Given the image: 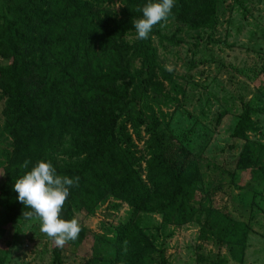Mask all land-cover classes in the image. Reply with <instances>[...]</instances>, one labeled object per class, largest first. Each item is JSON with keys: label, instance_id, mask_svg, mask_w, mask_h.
Listing matches in <instances>:
<instances>
[{"label": "trees", "instance_id": "obj_1", "mask_svg": "<svg viewBox=\"0 0 264 264\" xmlns=\"http://www.w3.org/2000/svg\"><path fill=\"white\" fill-rule=\"evenodd\" d=\"M106 1L113 0H0L4 209L12 218H23L22 212L31 210L18 201L14 182L38 161H50L58 175L79 177L78 187L69 190L61 218L72 219L73 210L89 208L105 196L127 204L128 217L116 226L113 240L118 264L166 263L163 251H157L142 230L140 222L148 214H158L163 227L195 221L201 239L223 246L240 264L246 224L198 200L199 174L189 140L149 113L147 92L162 90L157 73L171 90L182 92L156 61L151 40L160 24L148 39H137L133 21L143 13L136 9L149 0H118V17L95 22L94 9ZM215 4L216 0H175L168 19L190 28H212ZM127 32L135 33L129 43L122 37ZM134 59L139 61L137 68L131 67ZM256 86L264 101V82ZM62 95L64 101L58 100ZM258 111L244 107L230 146L240 145L234 164L249 167L252 181L264 184L263 146L246 142L249 133L258 132L250 119ZM124 120L130 122L131 132L122 125ZM142 125L147 152L143 179L131 149L132 134L138 135ZM25 159L30 163L21 168ZM87 232L82 227L77 240ZM52 253L56 259L55 247Z\"/></svg>", "mask_w": 264, "mask_h": 264}, {"label": "rangeland", "instance_id": "obj_2", "mask_svg": "<svg viewBox=\"0 0 264 264\" xmlns=\"http://www.w3.org/2000/svg\"><path fill=\"white\" fill-rule=\"evenodd\" d=\"M120 6L118 0L103 2L94 9V21L118 17ZM215 20L212 28H190L170 18L152 35L156 61L164 68L173 66L168 72L182 92L171 90L157 73L155 79L162 82V90L147 92L149 113L160 125L166 124L189 140L199 174L195 183L198 200L246 224L240 264H264V184L252 181L249 167L234 164L240 145L230 146L244 107H257L258 113L250 119L258 132L249 133L246 142L262 144L264 162V101L256 86L264 82V0H216ZM122 37L129 43L135 33ZM138 66V59L131 61L132 68ZM60 98L64 101V95ZM1 105L0 101V127ZM122 125L131 132L129 121ZM138 131L132 134L131 149L143 179L147 158L144 125ZM71 215L88 232L82 240L69 241L61 248L40 231L38 220L12 218L0 201V264H118L113 240L116 226L128 217L127 204L105 196ZM140 223L157 251H163L165 264H207L222 258V264H236L226 248L199 237L195 221L163 227L158 214H148ZM52 247L58 253L56 259Z\"/></svg>", "mask_w": 264, "mask_h": 264}, {"label": "clouds", "instance_id": "obj_3", "mask_svg": "<svg viewBox=\"0 0 264 264\" xmlns=\"http://www.w3.org/2000/svg\"><path fill=\"white\" fill-rule=\"evenodd\" d=\"M175 0H149L137 12H142V17L133 21L137 39L146 40L154 26L166 22L172 14ZM169 72L173 71L172 65H165ZM30 161L25 159L20 165L27 168ZM3 173H0L2 175ZM79 177L58 175L50 161L40 160L30 171L16 179L14 189L18 201L30 211H23L25 220H38L40 231L53 239L57 247H63L69 241L78 239L82 231L77 218L63 219L61 211L70 194V188L78 187Z\"/></svg>", "mask_w": 264, "mask_h": 264}]
</instances>
